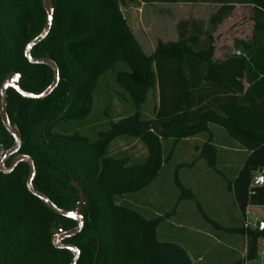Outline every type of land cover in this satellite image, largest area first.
I'll return each mask as SVG.
<instances>
[{
    "label": "trees",
    "instance_id": "obj_1",
    "mask_svg": "<svg viewBox=\"0 0 264 264\" xmlns=\"http://www.w3.org/2000/svg\"><path fill=\"white\" fill-rule=\"evenodd\" d=\"M129 1L54 0L51 31L31 53L57 63L59 84L45 99H25L10 88L8 115L22 134L19 152L34 161V186L66 210L74 209L80 199L73 180L85 193L83 229L65 240L81 250L77 264H94L98 241L96 264H192L180 244L159 239L162 217H146L119 199L157 179L174 144L184 139L206 134L194 161L204 159L216 168V126L247 153L227 184L240 214L245 219L249 206H264V0H139L217 5L207 24L183 20L179 39L159 42L151 54L122 13ZM238 4L252 7V34L235 39V53L215 59L214 31ZM45 20L42 0H0V87L10 72L21 74L19 85L29 92L41 93L52 82V69L30 63L24 54ZM110 70H115L132 112L117 122L108 120L91 140L77 127L91 116L100 79ZM150 96L156 102L153 115L147 117L144 107ZM104 115L109 116L107 106ZM70 121L77 123L74 129L55 130ZM118 137L142 142L145 158L133 162L128 156L111 155L109 145ZM164 140L173 141L165 157ZM13 142L0 118V145L8 149ZM257 172L263 175L255 181ZM28 175L25 163L8 174L0 171V264H71L72 253L52 244L51 230L54 222L64 229L76 222L54 213L33 195L26 185ZM177 183L181 199L193 198L190 189ZM224 229L246 234L247 257L258 258L264 243L261 222L256 228Z\"/></svg>",
    "mask_w": 264,
    "mask_h": 264
},
{
    "label": "rangeland",
    "instance_id": "obj_2",
    "mask_svg": "<svg viewBox=\"0 0 264 264\" xmlns=\"http://www.w3.org/2000/svg\"><path fill=\"white\" fill-rule=\"evenodd\" d=\"M216 8L217 5L204 3L143 4L139 0H130L126 6L122 7V13L144 51L151 54L159 42L178 37L180 22L197 18L208 23ZM253 25L252 7L236 5L232 13L214 31L215 58L223 59L225 54H229L234 48L235 39L249 38ZM245 86H247L246 82ZM155 102V98L150 96L144 107V116L153 115ZM106 106L109 116L104 115ZM131 112V101L116 82L115 70H110L100 79V88L95 93L91 116L83 126L77 128L94 140L98 137V131L105 129L104 125L108 124V120L117 122ZM76 124L73 121L60 123L55 130L74 129ZM214 137V142L219 149L216 168L209 167L206 161H194V147L206 139V134L184 139L174 144L169 159L164 161L163 169L157 179L146 189L119 199V202H128L146 217H162L158 236L160 240L181 241L180 243L186 245L188 242H193L197 248L196 252H202V244H207L212 240L208 238L206 232L202 231L209 233L212 230L211 233L216 235L214 237H219L224 242L231 234L209 222L198 208L197 201H183L181 211L177 212V205L182 196L178 181L181 183L184 181L183 186L197 191L198 200L202 203L204 211L217 222L230 227L238 225L235 216H238L239 209L235 208V199L228 193L227 184L236 175L247 153L238 141L231 138L222 127L214 128ZM172 144V140L163 141V157L168 154ZM108 150L111 155L128 156L133 162L143 160L146 156L144 144L132 137L115 138ZM255 175L262 176L263 174L257 172ZM196 176H201L202 179L199 180L197 186L191 185L190 182ZM248 217H250V222L255 220L262 222L264 208L249 210ZM262 251L264 252V245L260 243L259 254ZM193 256L192 258L197 261V258ZM229 258L219 259L217 262H212L207 258L206 261L198 262V264H229L231 263ZM247 264H261V257Z\"/></svg>",
    "mask_w": 264,
    "mask_h": 264
},
{
    "label": "water",
    "instance_id": "obj_3",
    "mask_svg": "<svg viewBox=\"0 0 264 264\" xmlns=\"http://www.w3.org/2000/svg\"><path fill=\"white\" fill-rule=\"evenodd\" d=\"M42 4L46 12L44 27L41 32L26 45L24 54L32 64H43L49 66L53 72V79L49 86H47L46 89L41 93H34L23 90L19 85V79L21 77L20 73L10 72L3 80L0 87V118L7 132L13 137L14 142L13 145L8 149H4L3 146L0 145V171L8 174L12 172L19 163L27 164L29 167V175L26 179L28 190L33 195L38 197L48 209L58 215L72 219L76 222V226L71 229H64L61 224L56 227L57 222H54V226L51 231L52 244L56 248L69 250L73 255L71 264H77L81 254V250L75 244L65 242V240L77 235L83 229L84 216L82 210L86 200L85 193L79 182L72 181V184L79 190L80 199L74 209L66 210L58 207L46 194H44L34 186L33 181L36 175V167L34 161L30 155L19 152L22 144V134L20 129L10 120L7 109L8 90L10 88L16 90L25 99H45L56 89L59 84L60 71L57 63L49 56L35 57L31 53L32 48L42 42L49 35L54 20V0H42ZM10 158H12L11 162L9 165H7V161ZM262 178L263 177H261L260 179ZM262 226H264V220L262 221ZM99 250L100 242L98 241L94 264H96L97 262Z\"/></svg>",
    "mask_w": 264,
    "mask_h": 264
},
{
    "label": "crops",
    "instance_id": "obj_4",
    "mask_svg": "<svg viewBox=\"0 0 264 264\" xmlns=\"http://www.w3.org/2000/svg\"><path fill=\"white\" fill-rule=\"evenodd\" d=\"M143 4H145V3H143ZM165 4H168V3H165ZM191 20H199V19L193 18V19H190V21ZM200 20H202V19H200ZM178 39H179V33H178V37L176 39H172V40L170 39L167 41H177ZM232 53H235L234 48L229 52V54H232ZM215 54H216V51H215ZM229 54H225L224 57H226ZM214 128L216 129L217 127L213 126L212 129L214 130ZM191 138H195V137H191ZM197 145H199V144L195 145L194 151H193L195 153L194 159L197 158L198 154H199V152L197 150ZM218 153H219V149H218ZM196 161H205V160L204 159H197ZM242 163H243V161H242ZM242 163H240V166L242 165ZM201 179H202L201 176H196L190 183H191V185L197 186V184H199V180H201ZM182 183L185 184L184 181H182ZM190 190L192 191L193 198L191 197V198H187V199L184 198L183 200L181 199V201H179V203L177 205V209H176L177 212L181 211L183 201H185V200L197 201L198 208L201 209V212L205 213L211 219V221L208 220L209 222H211V223L215 222L213 224L216 225L217 228H219V229H224L226 227H230V226H225V225L217 222L211 215H209L207 212H205L202 203L198 200L197 191L193 188H191ZM228 193L233 196L232 191L229 190ZM218 200L221 202L220 199H218ZM235 208H238L236 202H235ZM258 208H264V206H249L248 210H251V209L254 210V209H258ZM238 213H239L238 216L235 214L237 216V217L235 216V219L237 220L236 221L238 224L237 226H240L239 225L240 223H241V225H243L244 218L242 217L240 212H238ZM234 227H236V226H234ZM224 230L226 231V229H224ZM202 232H204V233L206 232L208 238L212 239L211 242H209L207 244H205V243L202 244L203 245V247H202L203 251L202 252H196L197 248H195L196 246L193 242H188L187 245L185 243L184 244L180 243L181 241L176 242L187 250V252L189 253V255L191 257L192 264H198V262H204V261H206L207 258L212 262H217L219 259H223V258L226 259L227 257H230L229 259L231 260L230 261L231 263H229V264H232V263L237 262V261H241V264H242V258H243V255H244L246 249H247L246 234L234 233V232L230 233V232L226 231L227 233H229L231 235L228 236V239H226L224 242V241H221L222 239L220 240L219 237L215 238L214 236H216V235L211 233L212 230H210L209 233L207 231H202ZM158 236H159V229H158ZM262 244L264 245V243H262ZM191 254L194 255L195 258H197V261L192 258Z\"/></svg>",
    "mask_w": 264,
    "mask_h": 264
},
{
    "label": "built area",
    "instance_id": "obj_5",
    "mask_svg": "<svg viewBox=\"0 0 264 264\" xmlns=\"http://www.w3.org/2000/svg\"><path fill=\"white\" fill-rule=\"evenodd\" d=\"M258 178H259V176H256L254 178V180L257 181ZM248 212H249V210H247V216L244 219V226L246 228H248V227H250V228H256L259 225L260 222H258L257 220H255L254 222H252V221L250 222V220H249L250 217H248ZM259 256L261 257V264H264V252L262 251L260 254H258V257ZM249 261L250 260L247 257V249H246V251H245V253L243 255V258H242V264H247Z\"/></svg>",
    "mask_w": 264,
    "mask_h": 264
},
{
    "label": "flooded vegetation",
    "instance_id": "obj_6",
    "mask_svg": "<svg viewBox=\"0 0 264 264\" xmlns=\"http://www.w3.org/2000/svg\"><path fill=\"white\" fill-rule=\"evenodd\" d=\"M11 159H12V158L9 159L10 162H11ZM85 203H86V200H85ZM85 203H84V205H85ZM76 204H77V203H76ZM84 205H83V207H84ZM59 224H61V223H59ZM59 224H58V225H59ZM61 225H62V224H61Z\"/></svg>",
    "mask_w": 264,
    "mask_h": 264
}]
</instances>
